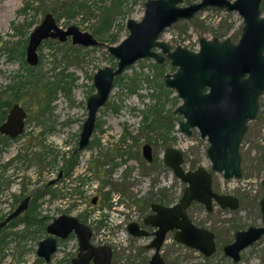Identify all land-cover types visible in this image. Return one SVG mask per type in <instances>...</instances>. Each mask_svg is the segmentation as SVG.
Masks as SVG:
<instances>
[{
	"label": "rangeland",
	"instance_id": "374dc122",
	"mask_svg": "<svg viewBox=\"0 0 264 264\" xmlns=\"http://www.w3.org/2000/svg\"><path fill=\"white\" fill-rule=\"evenodd\" d=\"M261 7L264 15V1ZM143 10V0H0V101L8 100L10 105L17 101L27 112L20 134L9 139L0 134V218L31 195L27 208L0 229V264H69L78 247L75 233L57 240L50 261L37 254L38 242L48 235L46 225L53 217L70 213L86 220L82 211L61 206L63 200L104 206L114 190L134 197L140 217L150 211L152 201L176 202L185 183L162 161L169 145L184 150L187 167L202 164L210 168L206 137L197 129L187 135L178 127L182 115L175 108L181 99L163 82L164 73L175 66L169 61L158 65L152 57L138 59L116 76L106 102L97 110L89 143L77 148L87 116V97L95 92L93 74L98 67L117 62L107 44L118 43L128 33L126 19L141 18ZM46 12L62 27L76 24L92 32L100 43L83 46L72 43L69 36L64 41L46 38L37 48L38 62L29 64V34ZM242 25L236 10L208 7L172 23L160 37L172 45L195 47L202 35L237 40ZM139 94L145 96L142 103L137 101ZM262 125L260 115L252 120L240 147L245 177L262 174ZM145 142L154 146L153 161L141 153ZM60 170V178L48 183ZM216 179L218 175L214 184ZM90 193L97 194L98 201L93 203ZM261 194L262 185L255 195L240 193L241 203L233 214L225 210L204 216L203 205L193 201L188 212L215 231L217 250L206 258L175 241L169 232L161 248L165 264H264V234L241 252L239 262L234 263L222 250L237 228L263 222L258 202ZM30 216L37 218L31 220ZM40 217L45 218L44 223ZM150 239L133 238L135 251L130 249L127 256L138 254L137 262L150 256L152 249L146 247Z\"/></svg>",
	"mask_w": 264,
	"mask_h": 264
},
{
	"label": "water",
	"instance_id": "95a60500",
	"mask_svg": "<svg viewBox=\"0 0 264 264\" xmlns=\"http://www.w3.org/2000/svg\"><path fill=\"white\" fill-rule=\"evenodd\" d=\"M182 0H145L144 15L140 20L127 19L129 33L117 44H107L110 53L117 58L116 66L103 65L93 74L95 92L87 97V116L83 121L77 148L85 147L95 126L96 113L103 105L113 87L115 75L126 66L143 57H153L163 61V55L152 50L159 46L177 65L172 74H165V82L175 88L182 97L183 103L177 110L184 113L185 120H180L182 130L190 132L189 126L197 125L201 136L209 142L207 154L211 161V169L222 172L225 177L241 176L240 142L246 129V120L255 115L258 95L264 87V17H259L261 0H202L198 3L179 6ZM206 5H218L228 9H238L244 16L245 25L242 36L237 43L229 38L219 41L200 38L199 51L176 46L169 50L163 40H157L164 27L179 18H189L193 13ZM70 37L72 43L83 46L97 45L100 41L88 30H82L76 24L60 26L51 12H46L29 34L26 46V60L34 65L38 62L37 48L46 38H57L64 41ZM248 72L247 77L243 74ZM209 86L208 92H202ZM25 109L14 103L6 119L0 125V131L15 137L24 130ZM143 154L150 158L151 145H143ZM164 162L174 174L186 183L184 190L173 204L159 202L151 204L152 213L145 215L144 222L155 226L152 232L141 228L136 221L128 223V230L133 235L152 234L147 247L153 252L146 264H165L160 252L163 240L168 231H174L176 241L201 251L209 256L216 248L214 233L206 227L195 224L190 218L187 207L196 200L211 209L212 198L221 207H237V196L219 193L212 188V172L202 165L193 169H184L182 151L175 146H167L164 150ZM48 181L53 183L60 177ZM264 184V176H263ZM30 195H26L18 205L0 221V227L9 219L17 216L27 206ZM96 201V196L92 198ZM264 219V197L260 201ZM48 235L38 242L37 253L49 260L56 250L57 237H66L74 232L78 240L77 254L71 258L70 264H110L112 249L109 245L93 244L90 241L91 228L78 216L60 213L47 224ZM264 233V225H251L247 229L238 230L235 239L223 246L226 254L234 260L240 258L239 251Z\"/></svg>",
	"mask_w": 264,
	"mask_h": 264
},
{
	"label": "flooded vegetation",
	"instance_id": "af4514ba",
	"mask_svg": "<svg viewBox=\"0 0 264 264\" xmlns=\"http://www.w3.org/2000/svg\"><path fill=\"white\" fill-rule=\"evenodd\" d=\"M144 1V10H145V0H143ZM183 1L184 0H182V1H180V2H178L177 4L179 5V6H184V5H189L190 3H198V2H200V1H202V0H194V1H191V2H189V3H186V4H183ZM230 1H234V0H230ZM263 1L264 0H261L260 1V3H259V17H264V15L261 13V6H262V4H263ZM208 7H219V8H221V9H225V10H228V11H233V10H236L240 15H241V17H242V21H243V25H242V31H241V34H240V36L238 37V39L237 40H232L231 39V37L230 36H224V37H222V38H219L218 36H212V37H206V36H200L199 38H197V43H196V46L195 47H189V46H186V45H184V43H178V44H175V45H172L171 43H170V41H166V40H164V39H162L161 37H160V34L166 29V28H168L172 23H174V22H176V21H178V20H181V19H189V18H191V17H193L196 13H198L200 10H203V9H206V8H208ZM144 10H143V15H144ZM142 15V16H143ZM141 16V17H142ZM191 17H189V18H185V17H182V18H179L178 20H176V21H174V22H172L170 25H168V26H166V27H164V29L159 33V35H158V37H157V40H163V41H165V42H167V44L169 45V50H173L176 46H182V47H186V48H188V49H190V50H193V51H199V49H200V38L201 37H205L206 39H212V38H214V37H216L219 41H221V40H223V39H225V38H229L230 39V41L232 42V43H237L238 41H239V39H240V37L242 36V33H243V30H244V25H245V20H244V16L239 12V10L238 9H228L227 7H222V6H218V5H206V6H203L202 8H200V9H198V10H196L194 13H193V15L191 16ZM128 18H130V17H128ZM127 18V19H128ZM132 18H135V17H132ZM127 19H126V27H127ZM135 19H137V18H135ZM141 18H139V19H137V20H140ZM80 28V27H79ZM81 29V28H80ZM127 29H128V27H127ZM82 30H84V29H82ZM92 33V32H91ZM128 33H129V29H128ZM127 33V34H128ZM93 34V33H92ZM127 34L123 37V38H125L126 36H127ZM94 35V34H93ZM122 38V39H123ZM121 39V40H122ZM117 44V43H116ZM80 45V44H79ZM93 46V45H92ZM108 48V47H107ZM109 50V49H108ZM152 50H154V51H156V52H158V53H160L161 55H163V61L162 62H158V61H156V59L154 58V60L156 61V64H158V65H161V64H163V63H166V62H168L169 61V63L171 64V65H173V66H175V69L173 70V71H171V72H166V73H164V84H165V86L166 87H169V89L170 88H173V87H171V86H168L167 84H166V82H165V74H172L175 70H176V68H177V65H174V64H172V62H171V58L167 55V52L166 51H163V49L161 48V47H159V46H154L153 48H152ZM110 52V51H109ZM263 53H264V48H263ZM115 57V56H114ZM116 58V57H115ZM144 58V57H143ZM153 58V57H152ZM117 59V58H116ZM140 59V58H139ZM137 61V60H136ZM135 62V61H134ZM133 62V63H134ZM117 63V62H116ZM132 63V64H133ZM131 65V64H130ZM113 66V65H112ZM116 66V65H115ZM129 66V65H128ZM128 66H126V67H128ZM125 67V68H126ZM124 68V69H125ZM123 69V70H124ZM122 70V71H123ZM121 71V72H122ZM120 72V73H121ZM119 73V74H120ZM118 74V75H119ZM249 75V73L248 72H245L244 74H243V77H247ZM116 76L117 75H115V77H114V79L116 78ZM175 91H176V93H177V95L180 97V99H181V102L178 104V105H180V104H182L183 103V99H182V97L178 94V92H177V90L175 89V88H173ZM210 90V87L209 86H205L203 89H202V92H208ZM139 93V92H138ZM134 94H136V92L134 93ZM139 100H137L138 101V103H142L143 102V99H145V96L142 94H139ZM264 97V87H263V89L261 90V92L259 93V95H258V104H257V109H256V111H255V115L253 116V117H249L247 120H246V129H245V131H244V135L248 132V130H249V123L252 121V120H254V119H256V117L257 116H259L260 115V118H264V111H262V108H263V98ZM6 101H8V100H6ZM140 101V102H139ZM17 102V101H16ZM16 102H14V103H16ZM10 103V102H9ZM7 104V103H3V100H1L0 101V107H4L3 105H6V106H9L8 108L5 106V108H3L2 110H1V112H0V125H1V123L6 119V117H7V114L9 113V111H10V108L12 107V105L14 104V103H12L11 105L10 104ZM17 103H19V102H17ZM20 104V103H19ZM21 105V104H20ZM178 105H177V107H178ZM22 106V105H21ZM177 107L175 108V111L176 112H178V113H180L181 115H182V118H180L179 119V121H178V127H179V129L182 131V132H184L185 134H187V135H191L192 134V132L194 131V130H198V132L200 133V136H201V131H200V128L197 126V125H192V126H189V129H190V132L188 133V132H186L185 130H182L181 129V126H180V124H179V122H180V120H185L186 119V117L184 116V113L183 112H180V111H178L177 110ZM130 111V110H129ZM128 111V112H129ZM26 114H27V112H26ZM83 124V123H82ZM24 125H25V118H24ZM149 125V124H148ZM261 132H263L264 133V126L262 125V127H261ZM81 131V130H80ZM0 134H2L5 138H13V137H11V136H9V135H7V134H5V133H2L1 131H0ZM243 135V137H242V140H241V142H240V146H239V151H240V147H241V145L244 143V139H245V136ZM16 137V136H15ZM201 137H206V136H201ZM206 139H207V137H206ZM79 140V139H78ZM208 141V140H207ZM262 144H263V152H262V155H261V167H262V169H261V175H260V177H245L244 176V172H243V169H242V154H241V151H240V156H241V176H239V177H237V176H231V177H225L223 174H222V172H218V171H216V170H212L211 169V161H210V168L209 167H206L205 165H202V164H200V165H202V166H204L205 168H207V169H209V170H211V172H212V188L215 190V191H217V192H219V193H229V194H233V195H235V196H237V198H238V200H239V203H238V205H237V207H234V208H231V207H221L220 206V204L214 199V198H212V202H211V205H212V207H211V209H207L206 208V206L203 204V203H201V202H199V201H197V202H199V203H201L202 205H203V211H204V216H206V214H212V213H215V214H217L216 212H218V211H221V212H223L224 213V211L225 210H227L228 212H230V213H234L238 208H239V206H240V203H241V196H240V193H243V192H245V193H247L248 195H255L257 192H258V187H259V185L261 186L262 185V188L264 189V184H263V176H264V139L262 138ZM145 143H149V142H145ZM145 143H143V145L145 144ZM150 145H151V157L150 158H148V157H146L144 154H143V145H142V147H141V153H142V155H143V157L147 160V161H153V159H154V156H153V152H154V146L151 144V143H149ZM208 145H209V142H208ZM170 146V145H169ZM172 146V145H171ZM208 147V146H207ZM181 151H182V153H183V161H182V163H181V165L184 167V169H193V168H195L196 166H198V165H196V166H192V167H187L186 166V163H185V152H184V150L182 149V148H179ZM207 149V148H206ZM165 150V149H164ZM206 154H207V150H206ZM163 155H164V152H163ZM207 156H208V154H207ZM209 158V157H208ZM210 160V159H209ZM162 161H163V163L165 164V165H167L165 162H164V158L162 157ZM11 163H9L8 165H10ZM167 166H169V165H167ZM170 167V166H169ZM171 168V167H170ZM215 175H218V179H216V184H214V177H215ZM57 177V176H56ZM60 177H58L56 180H58ZM179 178V177H178ZM180 179V178H179ZM181 180V179H180ZM182 181V180H181ZM183 182V181H182ZM185 183V182H184ZM185 185H186V183H185ZM185 185H184V187H185ZM38 189H36L35 190V192L37 191ZM136 190V189H135ZM183 190H184V188H183ZM183 190H182V192H183ZM137 191H139V189H137ZM134 193V192H133ZM135 194V193H134ZM182 194V193H181ZM27 195H30V194H27ZM94 196H96V201H98V199H99V197H98V195H94ZM93 196V197H94ZM25 197V196H24ZM92 197V198H93ZM115 197H117V199H118V205H119V210H120V213L124 216V218H125V221L124 222H119L118 223V225H117V229H120V228H122V227H124L125 226V229H126V233H127V239H126V241L125 242H119V243H115V242H111V241H108L107 240V238H104L103 239V243H100V244H105V245H109L110 247H111V249H112V256H111V263L110 264H127L128 262H137L138 261V254H136L135 256H131V257H129V256H127V252H129L130 251V249H133L134 251H135V247H134V245H133V243H132V240H133V238L135 239V238H142V237H145V236H149V237H151V239H152V237H153V235L150 233V234H143V235H133L132 233H130V231L128 230V223L129 222H131V221H136V222H138V224H139V226L141 227V228H143V229H145V230H147L148 232H152L154 229H155V226H152V225H149V224H147V223H145L144 222V217H145V215H147V214H149V213H152L153 212V210L151 209V204L153 203V202H159V203H162V204H165V205H170V204H173V203H175V202H170V201H167V202H165V201H162L161 199H159V200H156V201H152L151 203H150V211L147 213V214H145V215H141V217L138 215V217H136V218H131V217H133V212H137V214H138V210H137V205H136V202L135 201H133V199L132 198H134L133 196H131V195H126L125 193H121V192H118V191H114V190H112L110 193H109V195H108V199H107V204L106 205H104L103 206V208L104 209H107L108 207H112L113 206V201H112V199L113 198H115ZM264 197V194H261L259 197H258V202H259V209H260V211H261V205H260V201H261V199ZM30 198H31V195H30ZM180 198V197H179ZM23 199V198H22ZM21 199V200H22ZM20 200V201H21ZM92 200V199H91ZM29 201H30V199H29ZM95 201V202H96ZM178 201V200H177ZM194 201H196V200H194ZM93 202V201H92ZM193 202V201H192ZM191 202V203H192ZM29 203V202H28ZM94 203V202H93ZM18 205V204H17ZM16 205V206H17ZM191 205V204H190ZM190 205L187 207V212H188V209H189V207H190ZM15 206V207H16ZM14 207V208H15ZM13 208V209H14ZM27 208V207H26ZM25 208V209H26ZM12 209V210H13ZM11 210V211H12ZM11 211H9L8 213H6L5 215H3L1 218H0V221H2L3 219H5V217L11 212ZM22 213V211L17 215V216H19L20 214ZM82 217H86V220H83L84 222H86L89 226H90V228H91V238H90V241L92 242V237L94 236V234L99 230V228H100V226L101 225H94V226H92V225H90L88 222H87V217H88V215L90 214V212L88 211V209H85L84 211H82ZM188 214H189V212H188ZM261 214H262V211H261ZM17 216H15V217H13V218H11V219H9L4 225H2L1 227H0V229L1 228H3V227H5V226H7L8 224H10L11 222H13V219L14 218H16ZM189 216H190V214H189ZM80 218V217H79ZM127 218V219H126ZM190 218L192 219V221L195 223V224H197V225H199V226H202V227H206V228H208L209 230H211V231H213V233H214V241H215V245H216V248H215V250L213 251V253L211 254V255H209V256H206V255H204L201 251H199V250H197V249H195V248H193V247H190V246H188V248H191V249H194V251H199L200 252V254L202 255V256H204V257H206V258H209V257H212L213 256V254L215 253V251L217 250V234L215 233V231L214 230H212L210 227H208V226H206V225H201L200 223H198L197 221H195L194 219H193V217L192 216H190ZM81 219V218H80ZM262 219H263V214H262ZM82 220V219H81ZM209 223V222H208ZM105 224V219H104V217H103V225ZM260 225H264V219H263V222L261 223V224H259V225H255V226H260ZM47 226V225H46ZM249 226H251V225H249ZM248 226V227H249ZM248 227H246V228H243V229H247ZM243 229H236L235 230V233H234V236H233V238L230 240V241H228V242H225L223 245H222V250H223V246L225 245V244H228V243H230V242H232L234 239H235V234H236V232L238 231V230H243ZM169 232H172V234L174 233V231H168L167 233H169ZM72 233H74V232H71V233H69L67 236H66V238L67 237H69V235L70 234H72ZM167 233H166V235H167ZM264 233H262L261 235H260V237L263 235ZM259 237V238H260ZM64 239L65 237H57V240H60V239ZM165 238H166V236H165ZM165 238H164V240H163V242L165 241ZM174 238V237H173ZM259 238H257V239H255V240H253L251 243H249V244H247L245 247H243L242 249H240V251H239V255H240V258L238 259V260H234L231 256H229L228 254H226L225 252H224V250H223V253L227 256V257H229L230 259H232V261L235 263V262H239V261H241V258H242V255H241V252L244 250V249H246L248 246H250L251 244H253L255 241H257ZM151 239H150V241H151ZM175 240V239H174ZM78 241V240H77ZM149 241V242H150ZM176 241V240H175ZM148 242V243H149ZM178 242V241H177ZM93 243V242H92ZM179 243H181V242H179ZM94 244V243H93ZM183 244V243H182ZM146 245H147V243H146ZM185 245V244H184ZM162 246H163V243H162ZM162 246H161V248H162ZM187 246V245H186ZM38 247V246H37ZM147 247V246H146ZM148 248V247H147ZM161 248H160V252H161V254H162V250H161ZM56 249H57V246H56ZM148 249H151V248H148ZM56 251V250H55ZM55 251H53L52 253H51V256H50V259L49 260H45L44 259V257H42L41 255H39L38 253V255L40 256V257H42L45 261H50L51 260V258H52V254L55 252ZM77 251H78V247H76V250L72 253V255L70 256V258H69V264H70V262H71V258L72 257H74L76 254H77ZM152 252H153V249H152ZM152 254V253H151ZM133 255V254H132ZM163 255V254H162ZM151 256V255H150ZM150 256H146V257H143V259L142 260H140L139 262H137L136 264H146L147 262H148V260H149V258H150ZM163 258H164V256H163ZM164 262H165V258H164Z\"/></svg>",
	"mask_w": 264,
	"mask_h": 264
},
{
	"label": "built area",
	"instance_id": "2783aa9c",
	"mask_svg": "<svg viewBox=\"0 0 264 264\" xmlns=\"http://www.w3.org/2000/svg\"><path fill=\"white\" fill-rule=\"evenodd\" d=\"M94 195L97 194L92 193L91 195L90 193V196L93 197ZM73 196H74V200L77 199V197H75L77 196L76 193H74ZM112 201H113V206L111 208L108 207L107 209H104L103 205L92 207V205L88 206L87 203H85V205L83 206L78 202L75 204H71L70 201H66V200H63V203L60 202L59 204H61V206H63L64 208L73 207L74 208L73 211L75 212L84 211L85 209H88L90 214L87 217V222L92 226L94 225L97 226L98 224L101 225L99 230L92 237V242L94 244L103 243L104 238H107L108 241L115 243L125 242L127 239L125 226L120 229L116 228L119 222L125 221V218L120 213L117 197L113 198ZM137 216L138 214L135 211L133 212V217L131 218H136ZM103 217L105 219L104 225H103Z\"/></svg>",
	"mask_w": 264,
	"mask_h": 264
},
{
	"label": "trees",
	"instance_id": "16d2710c",
	"mask_svg": "<svg viewBox=\"0 0 264 264\" xmlns=\"http://www.w3.org/2000/svg\"><path fill=\"white\" fill-rule=\"evenodd\" d=\"M4 102H5V103H7V104L9 103V101H3V103H4ZM71 163H72V162H71ZM73 163H74V162H73ZM30 217H32V218H31V220H33V219L37 218L36 216H30ZM39 220H40V222L44 223V220H45V218H43V217H40V219H39ZM27 221H28V218H27Z\"/></svg>",
	"mask_w": 264,
	"mask_h": 264
}]
</instances>
